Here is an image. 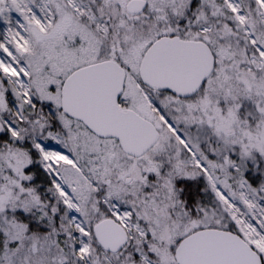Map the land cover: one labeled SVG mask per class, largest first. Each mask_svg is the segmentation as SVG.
Here are the masks:
<instances>
[{
	"label": "snow or ice",
	"instance_id": "obj_1",
	"mask_svg": "<svg viewBox=\"0 0 264 264\" xmlns=\"http://www.w3.org/2000/svg\"><path fill=\"white\" fill-rule=\"evenodd\" d=\"M0 264H264V0H0Z\"/></svg>",
	"mask_w": 264,
	"mask_h": 264
}]
</instances>
